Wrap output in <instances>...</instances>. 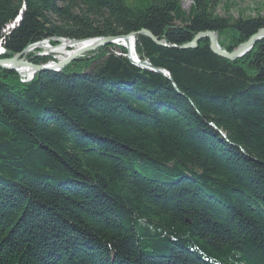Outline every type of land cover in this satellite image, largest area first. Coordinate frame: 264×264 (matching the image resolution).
Masks as SVG:
<instances>
[{
	"label": "trees",
	"instance_id": "16d2710c",
	"mask_svg": "<svg viewBox=\"0 0 264 264\" xmlns=\"http://www.w3.org/2000/svg\"><path fill=\"white\" fill-rule=\"evenodd\" d=\"M22 4L10 54L141 30L229 53L264 30L234 0H0V31ZM135 52L170 80L111 54L29 85L0 71V264H264V40L235 61L207 39Z\"/></svg>",
	"mask_w": 264,
	"mask_h": 264
},
{
	"label": "bare ground",
	"instance_id": "6f19581e",
	"mask_svg": "<svg viewBox=\"0 0 264 264\" xmlns=\"http://www.w3.org/2000/svg\"><path fill=\"white\" fill-rule=\"evenodd\" d=\"M24 10H25V8H24V5L22 4V6L20 7V10L18 11V14L14 18V22H10V23L4 25L3 28L0 31V61L8 62L9 64L12 65L11 66L9 64H4L5 66L9 67L10 69H0V71L8 73V74H11L14 78L17 79L18 84H20L22 82L20 77L24 75V79H23V82L25 83L24 85H29V84H31L32 80L34 79L33 78L34 76L33 75L31 76L30 72H27V70H29L30 67L29 66L24 67L22 65H19V64L24 62V59H25L24 55H27V52H25L26 49H23L21 52H18V53L10 54V52L7 51L4 48V42H5L6 37H8L12 33V31L18 27L19 23L21 22L22 14H23ZM215 36H216V40H215L216 41V46H217V48H219L218 43H217L218 39H217V34L216 33H215ZM126 37L127 38H125V39H123V37L119 38V40H117V42H116L117 46H121V47L125 48L127 51H129V53H132L133 48L136 49V38H137V36L135 35V33H131L130 35H128ZM195 37L196 36H194L193 39L190 42L185 43V44H183L181 46L191 44ZM107 38H113V37H107ZM98 39H101V38H97V40ZM92 40H94V39H92ZM199 41L200 40H197L196 43H195V46L194 47L192 46L191 48L195 49L197 47V44H198ZM69 42H70V40H68L66 38H63V37H54V38H51V39H46L45 38V39L41 40L40 42H36V43H34L33 47L35 48V50H41V51H37L38 55L35 57V59L44 60L39 55L40 52L43 51V49L41 47H44L43 45H40L41 43H44V45L47 47V48L46 47H44V48H46L47 50L54 48V44L53 43H57V44L59 43V45H60L59 51L63 50V51L66 52V51L72 49L73 50L72 53H81L84 49H87V48H89L90 46H92L94 44V42H92V41H88V42L83 41L82 42L83 44L71 46L72 44L70 45ZM84 42H86V43H84ZM162 42H164V41H162ZM247 42H248V40L245 43H247ZM113 43H115V41ZM164 43L165 44H164V46H162V48L164 47L166 49H176L178 47L176 45H172V44H169V43H166V42H164ZM112 45H114V44H112ZM179 47L177 48V50L182 51L181 49H179ZM252 48H253V45L249 48L248 53L252 50ZM209 49H210V47H209ZM186 50H191V49H186ZM235 50H237V48H235L233 51H235ZM233 51L229 52L228 54H231ZM44 53L45 54L43 56H47V54L52 55L51 58H50V61L52 62V64L53 63L54 64L55 63L56 64L64 63V65H62V69H67L70 66H72L71 62L67 61V58H66L67 57L66 55H68V53L67 54H64V53L60 54L58 52V54H53L52 52H48V51H46ZM85 55L88 57L89 62H84V63H85V66L87 67V73H90L92 70H95V67L99 63L100 60L98 58H96L95 56L91 55L89 52L84 53V56H81V57L84 58ZM29 56H30V54L26 57V59H25L26 62L25 63L30 64L33 61V59L30 58ZM136 57L137 58H135L134 56L131 57V59L133 60V63H134V61H136L135 59H137L140 62H142V60L139 59L137 55H136ZM12 60H15L17 63L12 61ZM50 61H46L45 64H43L44 65L43 67L48 66L50 64ZM144 62L146 64H149L147 61H144ZM149 65H151V64H149ZM37 66H41V65H37ZM155 69H157L160 72V75H158V76H160V77H162L164 79L170 78L169 73L166 70L161 69V68H155ZM141 70H143V69H141ZM20 73H23V74H20ZM11 86L13 88L12 84H11ZM174 89L177 91L175 86H174Z\"/></svg>",
	"mask_w": 264,
	"mask_h": 264
},
{
	"label": "water",
	"instance_id": "95a60500",
	"mask_svg": "<svg viewBox=\"0 0 264 264\" xmlns=\"http://www.w3.org/2000/svg\"><path fill=\"white\" fill-rule=\"evenodd\" d=\"M136 36H143L148 38L149 40H151L155 45L157 46H164V42L162 41H158L151 33H149L148 31L145 30H141L138 33H135ZM202 37H206L208 38L209 41V47L210 50L213 54H215L216 56H219L223 59H226L228 61H235L239 58H241L242 56H244L245 54L248 53L249 48L254 45L256 42L260 41V40H264V30H260L258 31L254 36H252L247 43H243L241 45H239L237 47V50L233 51L231 54H228L224 51H221L219 48H217L216 46V36L215 33H200L198 34L194 40L192 41L191 44L188 45H184V46H180L179 49L181 50H186V49H192L191 47L195 46V43L197 40H200ZM127 38L126 36L123 37V39ZM117 40H119V38H101V39H94L91 40L92 42H94V44L92 46H90L87 49H84L81 53H72V56L70 58L67 59V61H72L73 59L79 58L80 56L84 55V53L86 52H93L96 48L100 47V46H105V45H117ZM115 41V43H113ZM83 41H75V40H71L69 43L71 46H75V45H79V44H83ZM88 42V41H86ZM84 42V43H86ZM249 46V47H248ZM178 48V47H177ZM14 62H16L15 60H12ZM17 63V62H16ZM137 65L139 66V68L144 69L148 72L160 75V72L155 69L154 67H152L149 64H146L145 62H136ZM4 64H9L8 62H4V61H0V69H10L9 67L5 66ZM19 64V63H18ZM11 65V64H9ZM19 65H22L24 67L29 66L30 70L33 72V75H36L38 73H42V72H53L54 69L57 71H60L62 68V65H64V63L62 64H53V66H36L34 64H28V63H21ZM12 66V65H11ZM47 68V69H46ZM168 80H170L168 78ZM224 137V136H223Z\"/></svg>",
	"mask_w": 264,
	"mask_h": 264
},
{
	"label": "rangeland",
	"instance_id": "374dc122",
	"mask_svg": "<svg viewBox=\"0 0 264 264\" xmlns=\"http://www.w3.org/2000/svg\"><path fill=\"white\" fill-rule=\"evenodd\" d=\"M180 1V5H181V8H182V10H184L185 12H187L188 11V9H189V7H190V5H191V0H179ZM235 2H236V5L238 6V8L240 9V10H246V12L247 13H249V14H251V13H254V12H257V11H259V10H261V11H263V14H264V0H234ZM251 10H253V12H251ZM206 33H208V32H206ZM209 33H213V32H209ZM198 35V34H197ZM196 35V36H197ZM118 38H122V37H118ZM95 39H97V38H95ZM203 39H207L208 40V38H206V37H202L200 40H203ZM92 39H87V40H83V41H91ZM151 41V40H150ZM153 43V42H152ZM38 44V43H37ZM54 44V50L53 49H49V50H47L46 48V46L44 45V43H41L40 45H43L44 47H46V48H44V47H41L42 49H43V51L44 52H46V51H48V52H52L53 54H58V52L61 54H67L68 53V55H66L67 57V59L68 58H70L71 56H72V49H70V50H68V51H63V50H61V51H59V47H60V45H59V43L57 44V43H53ZM33 45H34V43L31 45H28L25 49H26V51L25 52H27V55H24V57H25V59H26V57L30 54V55H33L32 57H30V58H32L33 59V61L31 62V64H34V60H35V57L38 55L36 52L37 51H41V50H30V48H32L33 47ZM28 49V50H27ZM177 49V48H176ZM40 52V56L44 59V60H46V61H50V58H51V56L52 55H49V54H47V56H43L45 53L44 52ZM91 55H93L94 56V53L96 54L95 56H96V58H97V55L98 56H100L101 55V57L102 56H105L106 54H111V55H113L114 57H117V58H122L123 60H126L131 66H133V67H135V68H137V69H140L141 70V68H139L138 66H137V63L136 62H139V60H137V59H135L136 61H134V63H133V60L131 59V57L132 56H134L135 58H137L136 57V52H135V49L133 48V50H132V53H129V51H127L125 48H123V47H121V46H117V45H105V46H100V47H98V48H96L93 52H89ZM82 56H84V55H82ZM65 57V56H64ZM87 56L85 55V57L83 58V57H81L80 56V58H76V59H73L72 61H70L71 62V65L72 66H70L69 68H67V69H62L61 68V70L60 71H57V70H55L54 69V71L53 72H47V73H54V74H58V73H60V72H62L63 70L65 71V72H69V73H77V72H79V71H84V72H87V67L85 66V63H84V60H87ZM25 59H24V62H26L25 61ZM73 62H76L74 65L72 64ZM83 62V63H82ZM142 62H144V61H142ZM82 63V64H81ZM43 64H45V63H43ZM43 64H39V65H41L42 67L44 66ZM56 64V63H55ZM80 65V66H79ZM48 66H53V64H52V62L50 61V64L48 65ZM85 68V69H84ZM47 69V68H46ZM144 70V69H143ZM146 71V70H145ZM27 72H30V74H31V76L33 75V72L29 69V70H27ZM71 73V74H72ZM20 74H23V73H20ZM33 76H35V75H33ZM34 78V77H33ZM20 79L22 80V82L20 83L21 85H24L25 83L23 82V79H24V75L23 76H21L20 77ZM222 136H224V139L226 138L225 137V135H223V134H221Z\"/></svg>",
	"mask_w": 264,
	"mask_h": 264
},
{
	"label": "built area",
	"instance_id": "2783aa9c",
	"mask_svg": "<svg viewBox=\"0 0 264 264\" xmlns=\"http://www.w3.org/2000/svg\"><path fill=\"white\" fill-rule=\"evenodd\" d=\"M30 50L32 51V50H35V48L34 47H32V48H30ZM37 53V52H36ZM54 64V63H53Z\"/></svg>",
	"mask_w": 264,
	"mask_h": 264
}]
</instances>
